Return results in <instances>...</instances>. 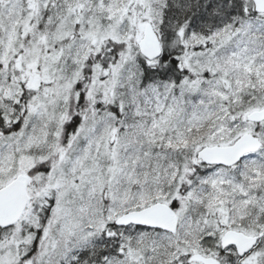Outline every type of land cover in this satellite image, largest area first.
Segmentation results:
<instances>
[{
	"label": "snow or ice",
	"instance_id": "6c2138e0",
	"mask_svg": "<svg viewBox=\"0 0 264 264\" xmlns=\"http://www.w3.org/2000/svg\"><path fill=\"white\" fill-rule=\"evenodd\" d=\"M0 264H264V0H0Z\"/></svg>",
	"mask_w": 264,
	"mask_h": 264
}]
</instances>
